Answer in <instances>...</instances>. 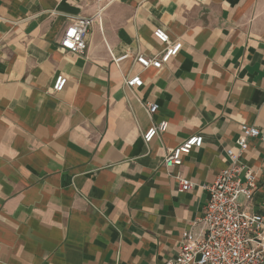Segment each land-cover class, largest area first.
<instances>
[{"label":"crops","instance_id":"1","mask_svg":"<svg viewBox=\"0 0 264 264\" xmlns=\"http://www.w3.org/2000/svg\"><path fill=\"white\" fill-rule=\"evenodd\" d=\"M103 7L84 54L60 49L71 19ZM156 29L179 49L146 70L136 58L163 52ZM160 122L169 130L146 143ZM243 124L264 132V0H0V264L174 259L202 231ZM194 136L202 147L167 170ZM242 162L257 176L249 209L264 215V143L250 140Z\"/></svg>","mask_w":264,"mask_h":264},{"label":"built area","instance_id":"2","mask_svg":"<svg viewBox=\"0 0 264 264\" xmlns=\"http://www.w3.org/2000/svg\"><path fill=\"white\" fill-rule=\"evenodd\" d=\"M103 4L107 0H89ZM103 7L91 18L76 17L71 19L65 29L60 49L73 55L84 54L87 50L86 36L94 21L100 18ZM154 36L163 46V52L154 57L139 54L136 63L144 69L162 70L178 53L179 46L172 43L170 35L162 29H156ZM67 78L62 74L56 77L52 92L62 93L66 88ZM126 86L139 89L144 85L139 76L125 80ZM150 118L155 117L157 104H143ZM169 130L167 122L153 125L145 134L144 141L151 143L156 137ZM250 140L264 143V132L256 126L241 125V136L236 139L233 149L226 152L230 164L224 168L216 181L208 187L210 197L201 218L202 231L195 234L190 231L179 247V254L163 264H264V215L250 211V202L258 189L256 173L247 168L243 155ZM203 137H190L166 156L164 166L167 170L180 168L183 157L203 145ZM179 193H188L193 188L190 179L181 174L175 176ZM244 201V202H243Z\"/></svg>","mask_w":264,"mask_h":264}]
</instances>
